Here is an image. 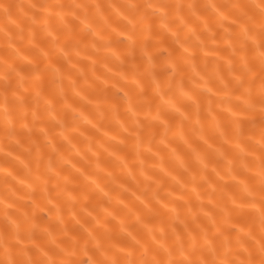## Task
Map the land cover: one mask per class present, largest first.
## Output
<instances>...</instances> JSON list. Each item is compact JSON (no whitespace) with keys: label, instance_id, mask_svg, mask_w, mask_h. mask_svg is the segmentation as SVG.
<instances>
[{"label":"bare ground","instance_id":"bare-ground-1","mask_svg":"<svg viewBox=\"0 0 264 264\" xmlns=\"http://www.w3.org/2000/svg\"><path fill=\"white\" fill-rule=\"evenodd\" d=\"M9 3L0 260L247 264L264 243L257 0Z\"/></svg>","mask_w":264,"mask_h":264},{"label":"clouds","instance_id":"clouds-1","mask_svg":"<svg viewBox=\"0 0 264 264\" xmlns=\"http://www.w3.org/2000/svg\"><path fill=\"white\" fill-rule=\"evenodd\" d=\"M257 8L259 14L264 18V0H257ZM13 14V9L9 0H0V18H7ZM261 92L264 93V85L261 86ZM247 251V250H246ZM249 260L247 264H256V260L253 257L258 258V264H264V243H262L255 252H248ZM0 264H5L4 260H0ZM7 264H16L14 259L9 258Z\"/></svg>","mask_w":264,"mask_h":264}]
</instances>
